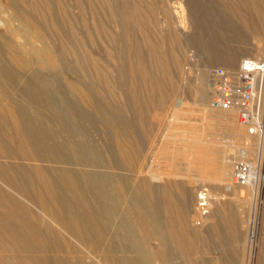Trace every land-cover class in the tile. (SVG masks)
I'll return each mask as SVG.
<instances>
[{
  "label": "rangeland",
  "instance_id": "1",
  "mask_svg": "<svg viewBox=\"0 0 264 264\" xmlns=\"http://www.w3.org/2000/svg\"><path fill=\"white\" fill-rule=\"evenodd\" d=\"M129 1V9H150L142 27L129 20L122 29L97 0H65L67 20L55 21L49 29L56 35L50 37V48L61 67H36L41 76L57 74L66 93L65 100L48 94L51 109L21 94L20 81L0 77V92L11 110L3 112L0 106V264H105V258L131 256L120 243V219H105L95 199L106 196L108 204L117 205L118 193L132 184L141 190L146 184L155 196L167 187L178 206L196 219L193 223L186 217L194 242L190 251L168 246L173 264H264V187L255 189V206L249 205L255 235L247 241L248 207L241 214L229 188L213 181L223 173L230 181L232 162L257 159L264 146L260 150L259 137L247 134L237 122L234 109L224 112L209 104L213 67L233 74L241 57H264V0ZM62 31L78 40L76 54L67 50L63 38L58 40ZM152 42L167 52L177 47L180 68L170 63L163 78L147 55ZM133 58L141 61L145 73L133 71ZM91 59L97 61L92 65ZM17 72L27 76L24 70ZM79 84L91 85V103L76 96L73 86ZM97 107L113 127L105 124ZM169 115L176 116L182 131L171 130ZM193 123L210 157L200 151L192 155ZM234 125L241 134L233 132ZM248 147L255 154H248ZM236 187L248 196L250 186ZM204 191L208 206L201 211L198 195ZM214 193L221 195L215 200L220 229L215 219L206 224L198 219L213 207L209 195ZM119 206L128 209L126 201ZM70 214H76L85 240L65 225ZM132 219L127 220L134 223ZM95 236L107 238L111 249L104 243L93 245Z\"/></svg>",
  "mask_w": 264,
  "mask_h": 264
},
{
  "label": "bare ground",
  "instance_id": "2",
  "mask_svg": "<svg viewBox=\"0 0 264 264\" xmlns=\"http://www.w3.org/2000/svg\"><path fill=\"white\" fill-rule=\"evenodd\" d=\"M27 1L28 3H24V0H4L3 2L0 0V16L3 17L2 23L4 26V31L0 32V63H1L0 77H2L4 80L10 83H17L20 81L21 94L33 99L37 103H40V105L51 109L52 105L50 104L48 94H50V92H53L60 99L65 100L67 98L66 93L60 89V86H58L57 74L48 75L44 77L39 74L36 67L37 68L42 67L49 70L58 69L61 67L60 58L50 48V44L52 42L50 37H53L54 35L49 34V29L51 28L50 25H53L55 21L67 20L64 14L66 12L65 0H27ZM72 1L74 3L80 2V0H72ZM97 1H99L101 4H104V6L109 11L110 17L113 18L114 21H117L121 25L120 27L122 29L124 28L123 25L126 21L129 20L136 21L138 27H142L141 21L148 20L147 14L149 13L150 9L149 8L142 9L137 5H134L129 9V5H130L129 0H97ZM148 4L151 7L152 5H154V2L149 1ZM129 11L131 14L129 13ZM58 28L61 27L59 26ZM58 35L59 36L57 37L60 42L61 39L63 38L64 42L66 43V46L68 47L67 50H71L74 54H76L77 53L76 48L79 43L78 40L73 39L72 35L67 36V34H65L63 31L60 32ZM65 37H69V38H65ZM154 44L155 46L153 45L152 42V45L148 46L147 55H149L150 61L154 62L155 67L160 68V70L162 71V76L164 78V76L166 75L165 72L170 63L175 64L178 68H180L179 64L181 61L179 57V51L177 50V47L173 45H171L173 47H171L170 52L163 51L157 46V42H155ZM175 45L177 46V44ZM63 50H65V48ZM140 57H144V56L141 55ZM261 59L264 61V57ZM95 61L97 60L95 59L90 60L92 65L95 63ZM134 63L135 64H133L134 65L133 68L132 67L131 68L135 73L143 74L146 72V68L141 63L140 60L134 59ZM33 65H35V67H33ZM17 70L26 71L27 76L24 78L21 77L20 73L17 72ZM99 75L105 77L103 73ZM160 80L157 79V82L158 84L161 85ZM73 84L74 83H72V85ZM87 86H84L83 84H79L77 86L74 85L73 87L76 91L77 94L76 96L79 99L91 103L93 90L91 88V85H89L90 87ZM165 101L166 100H164V103ZM0 106L3 112L6 113L11 112L10 108L4 104V100H3V96L1 95V92H0ZM213 109H217V108H213ZM217 110H221V109H217ZM231 110H233V108L227 110H221V111L229 112ZM97 111L98 113L100 112L99 114L102 115L105 124L113 127L114 123L112 122L111 118L108 117L99 107H97ZM169 117H171L169 118V121L172 122L171 130L172 129L173 131L176 130L175 132L177 131L180 132V130L182 131L183 127H181L180 123L179 124L177 123L176 116L169 115ZM191 128H193V131L195 130L194 144L192 146L191 144L193 142L190 144V146L193 149L191 147L190 148L194 151L192 152L193 153L192 155L200 151L204 153L206 157H210L212 154L210 152L211 150H209L207 146L204 144L203 139L201 138L200 134L196 129L197 127L195 123L192 124ZM186 131L188 132L189 130L186 129ZM233 132H237L238 134H241V128L239 126L234 125ZM257 137H259L260 150H262L264 146V142H263L264 135L262 136L257 135ZM171 138H173L172 132H171ZM261 152L262 151L259 152V156L257 159L254 158L253 156L245 157V158L251 160L253 165H255V163L260 161L264 156V154ZM247 153L250 155L255 154L254 148L248 147ZM207 160H209V158H207ZM210 162L207 161V163ZM195 164L197 163L195 162ZM200 170H202L201 166H200ZM252 172L253 173L255 172V168H253ZM61 176L64 185H68L69 187L67 186V188L70 189L71 186L70 183H68V179L66 177L65 172H62ZM249 177H251V174ZM226 178L227 176L225 175V173H223V175L215 174L213 181L218 186L222 185L224 187H228L229 190L231 191V194L236 197V200L234 202L235 207L241 208V214H245L246 207H248V214H249V205H253L254 207L256 203L257 190L255 189L258 188L260 191V186L258 185L257 182L251 181L250 179H248V181H246L243 184H233L231 183V181H229V179L227 182ZM146 181L144 179L145 183ZM236 186H241V187L250 186V189H247L248 196L243 197L242 195L243 190H241L240 187H236ZM140 187L136 184H132L126 188V191L124 193L117 192L118 193L117 205L108 204L107 201L108 198L106 196L105 198L103 196H100V198L96 197L95 199L96 206L98 207V210L100 209L105 219H110L111 216H117L120 219V223L118 224V228L120 229V232L118 236L121 242L120 241L119 242L121 243L124 252H129L132 254L131 256L125 255L122 258L121 257L105 258V264L106 263L107 264H173L171 262L172 257L170 254V249L168 247L170 244L174 245L178 250L182 252H188L193 248L194 242L191 240L192 238L190 239V231L186 221V217L189 215L190 222L194 223L195 218H193L194 217L193 214H191L190 212L189 214H187L186 208L181 209L178 206V204L175 202V199L172 198L171 197L172 195L169 194L167 187L161 188L160 194L156 196L154 195L151 188L146 184L144 186L145 188H142V190L140 189ZM198 196H199L198 206L199 209L203 211L208 206L207 194L204 191V192H200ZM209 196L211 202L213 203L212 204L213 207L211 209H208L209 210L208 212L206 211L207 215H201V214L198 215L199 216L198 219L203 224H206L208 222L213 223L215 219V221H217L215 223V227H218L219 229L223 228L221 220L217 219L219 218L217 217L219 213V209L215 202V200L218 199V196L221 195L214 193L213 196L212 194ZM115 199H116V195H115ZM123 201H126V203L128 204L127 210L120 208V206L118 207L120 202ZM241 214L239 213V215ZM75 215L76 214L74 215L70 214L64 217V223L67 227L70 228L72 232L76 233L81 240H85L86 236L80 233L77 226V222L75 220ZM128 216H130L131 218L133 217L132 220H134L133 221L134 223H131L130 221L127 220ZM52 217L53 216H51V218ZM221 219L223 220V218ZM52 221L55 222V219L53 218ZM57 224L60 225L59 223ZM232 224H234V222ZM253 224H254V216L252 215L251 217V214H249V226L247 228L248 234L246 235L247 241L248 239L250 241H253V237L255 235L253 231L254 229ZM241 226H242V222H241ZM150 242H154L155 247L150 248L148 246ZM95 243L96 244L104 243L105 247L108 248L109 246V248L111 249L110 244H108L109 242L107 243V238L95 236V238L93 239V245H96ZM87 253H89L90 255L92 254V252L90 251Z\"/></svg>",
  "mask_w": 264,
  "mask_h": 264
},
{
  "label": "built area",
  "instance_id": "3",
  "mask_svg": "<svg viewBox=\"0 0 264 264\" xmlns=\"http://www.w3.org/2000/svg\"><path fill=\"white\" fill-rule=\"evenodd\" d=\"M211 73L214 80L210 106L235 109L236 119L247 134L264 135V61L245 55L239 59L235 73L220 66L213 67ZM248 179L257 182L260 189L264 187V156L255 165L244 157L232 162L230 181L243 184Z\"/></svg>",
  "mask_w": 264,
  "mask_h": 264
}]
</instances>
